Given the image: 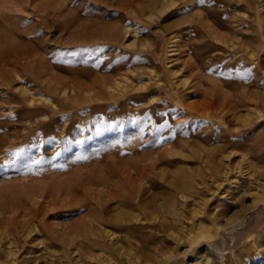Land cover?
<instances>
[{
  "label": "rangeland",
  "instance_id": "1",
  "mask_svg": "<svg viewBox=\"0 0 264 264\" xmlns=\"http://www.w3.org/2000/svg\"><path fill=\"white\" fill-rule=\"evenodd\" d=\"M146 1L0 0V264H264V0Z\"/></svg>",
  "mask_w": 264,
  "mask_h": 264
},
{
  "label": "bare ground",
  "instance_id": "2",
  "mask_svg": "<svg viewBox=\"0 0 264 264\" xmlns=\"http://www.w3.org/2000/svg\"><path fill=\"white\" fill-rule=\"evenodd\" d=\"M168 4L170 5V3H168V0H148V1H146L145 3H144V5H145V7H146V9H148L149 11H162V9L164 8V7H166V6H168ZM129 6V5H128ZM130 7V6H129ZM132 7V6H131ZM130 10V9H129ZM158 12V13H159ZM6 25V24H5ZM127 29V28H126ZM124 32H126V31H124ZM128 32V31H127ZM129 32H131V33H134V30H132L131 29V31H129ZM128 32V33H129ZM133 38H134V36H133ZM133 38H132V40H133ZM131 40V39H130ZM136 41V40H135ZM167 42V50H166V53H168V55H174L175 54V51H176V44H175V40H174V37H170V39H169V41H166ZM24 44V43H23ZM23 44H21L20 42H18L16 39H15V37L13 36V37H7V36H0V64H1V62L2 63H4L5 65L7 64H9L10 65V63L12 64V66H13V64H18L19 65V59L21 58L20 56H22L21 55V53H23L22 51H24V48H25V46L23 45ZM131 44H134V40L131 42ZM14 55H17V57H16V59H12L13 61H10V63H8L9 62V60H10V56H14ZM18 55H20V56H18ZM166 55V54H165ZM167 59V58H166ZM171 60H173V59H171ZM176 60V59H175ZM8 61V62H7ZM168 61H169V58H168ZM2 66V65H1ZM11 66V67H12ZM15 67L16 66H13L10 70H6V72H13V71H15ZM1 68V67H0ZM178 70V69H177ZM177 70L176 69H174V67L173 68H169V74H170V76H172L175 80H174V84L176 85V86H178V85H183L184 84V81L182 80V76H180L179 74H178V72H177ZM2 71H4L3 69H1V71H0V78H1V80H2V84H6L7 82H9V77H10V75H9V77H7L6 75H5V73H3ZM5 72V71H4ZM126 75V74H125ZM127 78V77H126ZM173 78L171 79V80H173ZM184 79V78H183ZM103 80H106V79H103ZM126 81V79H120V80H115L114 82H113V85H114V87L113 86H109L108 88H110V89H112L113 91V93L114 92H117V90L119 91L120 89H122V87L124 88L125 87V82ZM106 82V81H105ZM127 82H128V80H127ZM131 83V82H130ZM106 84V83H105ZM109 85V84H108ZM128 85V84H127ZM49 86V85H48ZM52 85H50L49 87H51ZM104 86V85H103ZM79 87H81L80 85H78V88ZM105 87V86H104ZM47 88V87H46ZM64 88V87H63ZM128 88V87H127ZM131 89V88H130ZM129 89V90H130ZM50 90H51V88H50ZM59 90V89H58ZM106 90V89H105ZM108 90V89H107ZM20 92H21V94L23 95V97H24V100H23V102H25V105H27L28 107L29 106H33L35 103H38L39 101H40V99L38 98V96H35V95H33V94H31L28 90H27V88H25L24 86H21V88H20V90H19ZM60 92V91H59ZM64 92V91H63ZM106 92H108V91H106ZM105 92V93H106ZM127 92V91H126ZM129 92V91H128ZM101 93V92H100ZM112 93V94H113ZM121 93V92H120ZM123 94V93H122ZM63 95V94H62ZM106 95V94H105ZM67 97V96H66ZM113 97V96H112ZM42 100H43V98H42ZM45 101V100H44ZM27 108V107H26ZM26 108H19L18 109V116L19 117H24L25 115H35V114H38V111H33V110H29V109H26ZM27 117V116H26ZM227 157V156H226ZM228 170V169H227ZM230 171V170H229ZM238 172H240V171H238ZM225 173V172H224ZM229 174V173H228ZM228 174H227V176H228ZM236 176V175H235ZM229 177V176H228ZM227 177V178H228ZM250 177V176H249ZM229 179V178H228ZM230 182V181H229ZM231 182H233V181H231ZM179 189V188H178ZM193 211V210H192ZM191 211V212H192ZM195 212H196V210H195ZM192 214V213H191ZM195 214H199V213H195ZM192 215H194V213L192 214ZM213 218V217H212ZM215 218V217H214ZM212 220V219H211ZM28 226H29V223L28 222H26V223H24L22 226H20V235L22 234V236H23V239L24 240H26L28 237H29V235H30V232L33 230V229H30V228H28ZM30 227V226H29ZM93 227V226H92ZM127 228H128V226H126ZM18 230V231H19ZM17 233V232H16ZM104 233L107 235V236H111V234L108 232V230H106V231H104ZM9 235V234H8ZM95 236V235H94ZM16 237V236H15ZM8 237L5 235V236H3L2 237V239L3 240H5L6 242H8V239H7ZM16 238H18V237H16ZM16 238H13V239H16ZM15 241V240H14ZM5 242V243H6ZM94 242V243H93ZM92 243H93V245H98V242H97V240H95V241H93ZM33 243V242H32ZM9 244H10V242H9ZM92 245V244H91ZM111 246H112V248L114 249V250H117L118 251V253L119 254H125V252L122 250V247H124L123 246V243H121L119 240L118 241H116V242H114V243H112L111 244ZM7 247V246H6ZM13 251H11L10 249H7V251H6V254L7 255H13ZM124 256V255H123ZM10 257H12V256H10ZM14 260V259H13Z\"/></svg>",
  "mask_w": 264,
  "mask_h": 264
}]
</instances>
